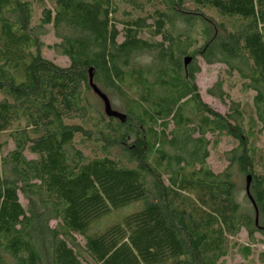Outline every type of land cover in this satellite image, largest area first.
Returning <instances> with one entry per match:
<instances>
[{
	"label": "trees",
	"instance_id": "obj_1",
	"mask_svg": "<svg viewBox=\"0 0 264 264\" xmlns=\"http://www.w3.org/2000/svg\"><path fill=\"white\" fill-rule=\"evenodd\" d=\"M49 28L67 68L42 56ZM200 59L249 108L224 79L208 94L229 113L203 102ZM263 134L264 0H0V264L247 260L264 243ZM224 138L236 146L215 173Z\"/></svg>",
	"mask_w": 264,
	"mask_h": 264
},
{
	"label": "rangeland",
	"instance_id": "obj_2",
	"mask_svg": "<svg viewBox=\"0 0 264 264\" xmlns=\"http://www.w3.org/2000/svg\"><path fill=\"white\" fill-rule=\"evenodd\" d=\"M40 42L45 44V47L42 49L41 53L42 56L54 62L55 64L59 65L60 67L67 68L69 67V60L66 57H63L56 53L55 51L49 49L47 46H52L53 44L57 43L58 40L54 35L52 29L49 28V32L47 35L40 37ZM150 60L147 57H142L139 59V62L143 65L147 64ZM199 64L201 66V73L198 75L197 78V85L199 87L200 96L203 102L207 103L213 110L217 113L225 116L229 113V105L230 101L227 100L226 103H222L217 98L212 97L208 94L209 89H211L218 80L224 79L225 82V89L229 93L231 99L235 101L241 102L242 105L250 106L252 104V99L254 94L251 92H243L241 90V84L239 80L235 77L227 80V76L224 75L223 69L224 67L220 65L208 66L203 60H199ZM245 105L246 108H249ZM209 139L212 140V137L209 136ZM264 145V134L261 136V143L259 145ZM236 146V142L230 138H224L221 141V144L216 149H211V156L208 160V164L211 169L215 173L223 172L227 167V162L224 159V153L231 150ZM13 148V144L9 145V149ZM30 158L32 156L29 155ZM235 180L238 185V193H237V200L243 207H248L246 202V189H245V180L243 178L235 176ZM21 201L24 206H27V201L21 197ZM123 216H125V212L120 211L117 213H113L105 217L101 220L100 223L96 224L97 227L106 226L111 224L112 222L120 221ZM55 222L52 223L55 226ZM97 227L94 229L97 230ZM80 242H82L81 238H78ZM257 240H261V236L257 235ZM238 244L247 245L249 243V239L247 233L242 231L238 238H236ZM254 254L247 260H244L237 251L232 252L226 259L223 260L222 264H264V243H256L253 246Z\"/></svg>",
	"mask_w": 264,
	"mask_h": 264
},
{
	"label": "water",
	"instance_id": "obj_3",
	"mask_svg": "<svg viewBox=\"0 0 264 264\" xmlns=\"http://www.w3.org/2000/svg\"><path fill=\"white\" fill-rule=\"evenodd\" d=\"M192 59L191 58H187L185 60V65L188 66L190 63H191ZM90 86L93 88L94 92L103 100L104 104H105V112L107 114L108 117H112V118H117L119 120H121L123 123L126 122L127 118L125 115L117 112V111H114L112 106H111V103L109 101V99L107 98L106 95H104L99 89L98 87L94 84V72H93V69H90ZM251 181H252V178L249 176L248 179H247V187H246V192H247V195L249 197V199L252 201V203L255 205L253 199H252V196H251V193H250V185H251Z\"/></svg>",
	"mask_w": 264,
	"mask_h": 264
}]
</instances>
